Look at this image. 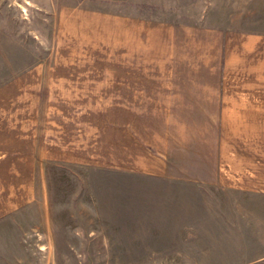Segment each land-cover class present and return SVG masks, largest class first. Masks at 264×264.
<instances>
[{
    "label": "rangeland",
    "instance_id": "obj_1",
    "mask_svg": "<svg viewBox=\"0 0 264 264\" xmlns=\"http://www.w3.org/2000/svg\"><path fill=\"white\" fill-rule=\"evenodd\" d=\"M140 1L0 0V189L31 191L36 164L49 203V222L37 211L29 220L41 237L18 259L264 264V195L216 182L218 142L205 127L158 124L156 93L145 94L154 108L126 113L127 86L156 85L160 66L162 9ZM190 1L202 16L215 0ZM131 10L144 20L138 28ZM142 33L150 44H138Z\"/></svg>",
    "mask_w": 264,
    "mask_h": 264
},
{
    "label": "crops",
    "instance_id": "obj_2",
    "mask_svg": "<svg viewBox=\"0 0 264 264\" xmlns=\"http://www.w3.org/2000/svg\"><path fill=\"white\" fill-rule=\"evenodd\" d=\"M188 1L156 0L157 8L162 9L158 13H163L156 24L160 62L156 85L142 80L139 88L127 86L126 113L154 108V96L145 94L156 93L157 114L163 118L158 124L172 123L173 133L185 134L205 127L212 135L208 139L218 142L214 170H210L220 186L264 195V0L208 1V11L202 16L196 15L195 1ZM140 2L146 5L148 0ZM233 7L239 16L230 20L228 12ZM251 13L257 17L250 20ZM139 20L144 22L131 10L127 18L131 28H138ZM143 39L142 33L138 44L149 42ZM165 62L169 64L165 66ZM134 92L141 94L135 99ZM126 124L129 126V118ZM12 167L14 172H22L21 167L18 171L17 166ZM32 170L40 183H32L31 191H19L11 198L2 196L0 189V264L20 260L27 264L19 255L28 253L37 235L41 237L35 226L30 227V218L37 211L41 224L49 222L44 173L36 164Z\"/></svg>",
    "mask_w": 264,
    "mask_h": 264
}]
</instances>
